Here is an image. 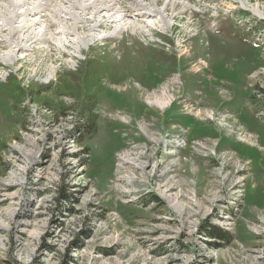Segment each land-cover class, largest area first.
I'll list each match as a JSON object with an SVG mask.
<instances>
[{
	"label": "rangeland",
	"instance_id": "1",
	"mask_svg": "<svg viewBox=\"0 0 264 264\" xmlns=\"http://www.w3.org/2000/svg\"><path fill=\"white\" fill-rule=\"evenodd\" d=\"M110 4L117 33L106 11L57 33L54 10L0 32V264H264V0ZM74 85L97 101L83 139Z\"/></svg>",
	"mask_w": 264,
	"mask_h": 264
},
{
	"label": "bare ground",
	"instance_id": "2",
	"mask_svg": "<svg viewBox=\"0 0 264 264\" xmlns=\"http://www.w3.org/2000/svg\"><path fill=\"white\" fill-rule=\"evenodd\" d=\"M32 0H19L17 3H10V0H0V3L3 4H9L11 7H18V8H22L21 11H16V10H12L11 14L9 13V10L6 11L5 8L2 9V6H0V32H8L9 34H11V38L12 40L8 43V45H10L11 47L15 45L16 41L15 39V35L17 34L18 31H22L24 30L25 32H28L29 34H32L33 31H37L40 28V24L39 23H44L45 21H47L45 14L40 15L39 13H46V12H50L52 10L55 11V14L52 15V17L55 19L56 23H58V25L63 26V30H58L57 33H61V34H68V35H76L78 32V30H80V28H84V25L88 22H91L95 19V15L97 16L100 12L102 11H106L109 13H107V17L106 18H102V22H98L97 24H94V27H101V24L103 23H108V22H117L120 23L119 25V29L118 32L120 30H122L125 26L127 25L124 20L125 16H121L118 21L114 20L113 17L115 16V13H111L112 11V5H107L103 8L99 7L97 8V4L99 3L100 0H76L75 3H70V7L72 10L70 9H56V8H50L52 6V4L50 3V0H34L36 2V4L31 3ZM65 0H60V2H63ZM67 3V2H66ZM24 6H27L24 8ZM175 6V4H172V8ZM137 7L139 8V12H136V16L137 17H150L151 13L154 14L155 16H161V11L160 10H155V11H145L144 7L141 8L140 5L137 4ZM94 10V14L92 16H88L89 14L87 13V11L89 10ZM258 11V9H256ZM83 13H85V15L89 18H87L86 16L82 15ZM66 14H69L72 17V23L70 27H66V24L68 22V20L71 19V17H66ZM39 15V16H38ZM30 17H33V19H29ZM18 19L17 23L16 21H14L15 19ZM67 18V19H66ZM20 19V21H19ZM52 19V18H51ZM79 19V20H78ZM96 20V19H95ZM53 22V21H52ZM162 22H165L164 19H162ZM1 23H3V26H1ZM17 24V25H15ZM109 24V23H108ZM156 24L158 25V23L156 22ZM90 28L89 31H92L93 28ZM29 30H31V32H29ZM66 30V31H65ZM60 35V34H59ZM103 38L106 37V35H100L99 38ZM75 39V38H74ZM79 40V38H78ZM27 42L30 41V37L28 36L26 39ZM54 41V40H53ZM2 43H4L5 41L2 40ZM55 42V41H54ZM23 47L19 46L18 50L22 49ZM17 49V48H16ZM5 55V56H4ZM2 56V61L3 63L5 62L6 59H9L10 61L12 60L11 58L13 57V55L11 53H6ZM8 64V63H7ZM166 81V80H165ZM167 89H163L160 92V95H154V99L152 100V98H150L151 96H147V102L148 104H155L157 107H165L167 106V104H169L172 95L171 93L167 94ZM200 112V110H198ZM212 116L209 115V118H211ZM230 128V127H229ZM123 152H127V151H123ZM123 152L121 153V155L123 154ZM128 153V152H127ZM128 156V155H127ZM126 156V157H127ZM121 160H124L128 163H133L130 162L127 159L122 158ZM142 167V166H139ZM160 189V188H159ZM161 194L166 197L169 201V203L171 205H173L176 209H178L179 206V200L176 201V199H173V195L168 193V190H161ZM185 208V207H184Z\"/></svg>",
	"mask_w": 264,
	"mask_h": 264
},
{
	"label": "trees",
	"instance_id": "3",
	"mask_svg": "<svg viewBox=\"0 0 264 264\" xmlns=\"http://www.w3.org/2000/svg\"><path fill=\"white\" fill-rule=\"evenodd\" d=\"M74 88L75 91H77V87L74 85L72 86ZM78 96H71L76 104H70V105H67L68 107H64V111L62 112L63 116H69V115H72L73 113H76L79 117L77 118L76 122H75V128H76V131L79 132V134L77 135L78 137L80 136V133L82 134V139L83 137L86 135V134H89L91 132L90 135L94 134L95 131L97 130L96 128V115L97 113L95 112L97 110V108L95 109V103L97 104V101H95V98L94 97H91V96H80L79 94V91L76 92ZM82 98H85L84 101H82L81 99ZM92 98V100H90ZM78 106L79 109L81 110L79 113L74 111V107L73 106ZM61 115V116H62ZM78 129V130H77ZM70 134L72 136L75 135V132L74 131H70ZM60 195L64 196V197H67L66 195V192L64 189H61L60 190ZM212 235L214 236H217L219 238H223L225 237V231L223 229H221L220 227L218 226H213L211 228V232H210ZM67 258V257H66ZM64 264H67V260L64 261Z\"/></svg>",
	"mask_w": 264,
	"mask_h": 264
}]
</instances>
